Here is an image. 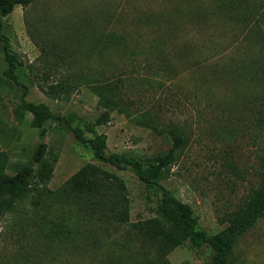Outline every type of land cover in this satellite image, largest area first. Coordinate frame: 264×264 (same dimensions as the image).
Listing matches in <instances>:
<instances>
[{"label": "rangeland", "instance_id": "obj_1", "mask_svg": "<svg viewBox=\"0 0 264 264\" xmlns=\"http://www.w3.org/2000/svg\"><path fill=\"white\" fill-rule=\"evenodd\" d=\"M178 1L37 0L26 8L16 6L2 19V34L23 63L15 71L16 81L7 78L0 43V153L6 161V173L27 164L43 143L58 159L49 189H58L79 168L91 163L123 179L132 223L156 216L159 196L146 190L130 170L118 171L94 161L91 151L75 141L71 131L75 127L83 130L86 139L93 137L87 129L103 112L97 98L81 87L68 101L51 100L37 87V83L51 84L76 73L73 67H81L92 76L119 80L126 98L134 102L133 109L155 114L165 129L154 133L112 112L106 125L95 127V133L106 136L105 153L154 160L172 147L167 127H181L187 144L178 151L176 163L164 173L160 185L191 208L207 236L222 231L226 215L264 179V128L254 127L263 95L243 87L240 79L231 83L219 78L223 68L236 59L234 51L226 47L238 34L235 22L218 16L202 15L197 22L203 28L200 33L186 22L187 28L181 30L190 34H180L174 41L166 38L164 59H153L149 53L153 40L170 26L165 24L172 18L167 6ZM101 30L124 35L127 51L101 58L97 51L89 54L90 37ZM133 49L147 52L140 58ZM61 50L70 56L71 68L67 64L52 68L53 58ZM183 67L185 72L177 75ZM203 76L207 77L205 83ZM22 100L45 104L53 114L67 117L69 126L49 120L42 135L41 129L31 126L32 117L22 110ZM2 226L6 230L7 221ZM116 235L120 241L121 236ZM92 254L89 248L83 254L64 250L61 257L46 264H105L103 253L98 258ZM2 255L7 258H0V264L12 260L13 254ZM212 255L209 246L194 249L186 241L167 259L171 264H211ZM230 260L231 264H264V217L240 238Z\"/></svg>", "mask_w": 264, "mask_h": 264}, {"label": "trees", "instance_id": "obj_2", "mask_svg": "<svg viewBox=\"0 0 264 264\" xmlns=\"http://www.w3.org/2000/svg\"><path fill=\"white\" fill-rule=\"evenodd\" d=\"M36 1L0 0V43L7 64L4 75L13 81L17 80L15 71L23 63L2 34V19L10 16L16 6L26 8ZM167 7L172 18L165 24L170 26H165L164 35L153 40L149 52L155 61H161L166 55V38L174 41L180 34H190L181 30L187 28L186 22H190L194 26L192 30L198 33L203 29L201 25V29L197 26L202 15L207 18L218 16L236 23L238 35L226 47L234 51L236 59L223 68L224 73L219 78L231 83L240 79L243 87H252L262 93L254 127L264 128V0H181ZM125 42L124 35L113 31H94L88 52L97 51L101 58L105 54L127 51ZM241 49L250 52L241 54ZM146 52L133 49V54L140 58ZM53 59L54 69L71 62L65 50L55 54ZM165 67L170 69L166 64ZM73 68L76 73L45 86L37 83V87L51 100L68 101L71 93L81 87L97 98V105L103 112L87 129L93 137L86 139L81 128L70 127L74 139L91 151L94 161L118 171L130 170L146 190L159 196L154 211L156 216L132 223L123 179L91 163L79 168L58 189H49L58 159L57 154L48 152L46 144H39L30 161L21 164L12 174L6 173V161L0 153V258H7L2 254H13L12 260L8 263L5 260L3 264H46L61 257L64 250L83 254L88 248L93 257L98 258L103 253L105 264H171L168 255L186 241L194 249L209 246L213 251L211 264H231L234 246L264 217V179L226 215V227L214 236H207L200 230L199 219L191 208L174 199L160 185L164 173L176 163L178 151L187 144L181 127H167L166 132L173 138L172 147L154 160L128 153L107 155L106 136L95 133V127L106 125L112 112H118L136 126L154 133L165 129L155 114L133 109L134 102L126 98L119 80L100 74L92 76L84 73L81 67ZM184 68L176 71L177 75L183 74ZM206 80L203 76L202 82ZM21 108L31 115V126L41 129L42 135L46 132L43 126L49 120L69 126L67 117L53 114L43 103L22 100ZM3 221L8 223L6 230ZM116 234L121 236L120 241Z\"/></svg>", "mask_w": 264, "mask_h": 264}]
</instances>
